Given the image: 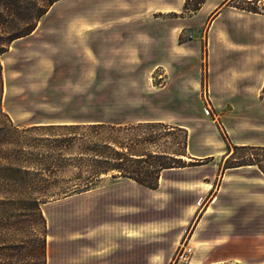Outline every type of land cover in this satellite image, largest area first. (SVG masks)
<instances>
[{"label":"rangeland","instance_id":"374dc122","mask_svg":"<svg viewBox=\"0 0 264 264\" xmlns=\"http://www.w3.org/2000/svg\"><path fill=\"white\" fill-rule=\"evenodd\" d=\"M186 1L60 0L32 35L16 40L1 57L0 156L16 157L6 162L0 158V201L9 200L10 214L27 215L31 224L40 223L39 202L48 234L45 264L196 263L194 251L180 261L196 225V218L182 214L180 208L185 203L204 206L207 198L196 202L192 193L183 195L178 189L193 188L212 174L211 167L169 173L154 193L132 180L113 179L112 172L96 181L92 190L83 191L78 187L89 176L87 168L79 179L77 168L60 172L46 163L55 147L52 139L70 131L45 127L137 125L143 123L137 119L161 117L172 123L134 130L131 137L156 141L139 151L186 154L176 158L187 164L193 162L183 146L185 134L168 129L180 128L178 124L191 128L198 143L195 152L224 142L264 146V96L259 98L257 59L240 69L245 77L239 84L228 81L229 88L238 87L245 99H213L209 72V65L218 71L219 52L233 44L225 20L214 26L225 3L226 14L236 10L242 21L235 29L239 31L232 32L243 38L240 43L248 55L251 51V56H259L256 51L264 47V32L255 24L264 22V0H188L189 10L209 1L196 13L184 11ZM206 91L211 116L204 112ZM120 136L123 140L124 134ZM251 153L240 150L235 157L244 162ZM36 160L47 164L43 172L31 165ZM20 166L29 174L14 171ZM257 168L241 174L246 185L226 192L221 201L237 221L216 230L217 236L222 233L235 242L228 258L204 260L203 253L199 264H264V181ZM220 174L204 181L211 182L214 192L224 173ZM127 227L134 229L128 257L126 247L120 248ZM36 228L25 231L28 239L11 229L10 242L0 255L14 256L16 264H38ZM177 243L179 248L170 255ZM20 258L26 261L18 262Z\"/></svg>","mask_w":264,"mask_h":264},{"label":"trees","instance_id":"16d2710c","mask_svg":"<svg viewBox=\"0 0 264 264\" xmlns=\"http://www.w3.org/2000/svg\"><path fill=\"white\" fill-rule=\"evenodd\" d=\"M58 1L60 0H0V110L3 97L1 57L8 52L9 47L16 40L32 35L50 8ZM201 7L202 3L198 7L189 10L187 0L184 11L196 13ZM166 126L162 123H140L137 125H105L98 123L45 127V129L43 128L44 130L60 129L70 131L63 138L52 139L55 147L46 163L50 164L49 167L52 166L56 171L60 172L66 167L77 168L79 170V179L84 168H87L86 173L89 176L84 181V184L78 187L83 191L92 190L96 181H100L102 176H108L112 172L116 173L112 175L113 179H129L145 188L157 190L161 174L164 170L199 165L187 164L186 162H182L181 159L176 158L177 156H186V154L149 152L145 148L139 151L144 145L156 144V141H152V138H133L131 136L134 130ZM171 128L185 134L183 146L186 149L188 146L187 131L176 127L168 129ZM102 133L105 136L104 140L99 137L103 135ZM121 134H124L123 140L120 136ZM240 150L252 151L253 153L246 156L248 160L241 162V158L235 157ZM75 154L77 156H74ZM14 157L16 156H0L5 162ZM164 160L170 162H163ZM31 165H35L37 171L43 172V166L47 164L36 160ZM246 166H256L264 175V147L233 146L231 148L229 146L228 158L223 168H221V174L227 169ZM14 171L20 175L29 174L25 166H20L16 170L14 169ZM8 206L9 200L0 201V246H2L0 250L4 249L5 243L10 242L12 234L9 233H11V229H16V235L19 234L23 236V239H28L25 231L29 228L37 227L39 235L37 234L36 236V241L38 240L36 254L40 256L38 264H45L44 261L47 257L46 238L48 234L46 220L40 210L39 202H36V209L38 211L36 218L40 220L38 224L33 219L34 222L32 223L34 224H31L27 215L19 214L12 216ZM15 218L17 221L11 223L12 219ZM14 223L15 227H13ZM22 242L26 244V240H22ZM13 259L14 256H9L4 252L0 255V264H16ZM23 261H26L25 258L18 260L21 263Z\"/></svg>","mask_w":264,"mask_h":264},{"label":"crops","instance_id":"0c3cea01","mask_svg":"<svg viewBox=\"0 0 264 264\" xmlns=\"http://www.w3.org/2000/svg\"><path fill=\"white\" fill-rule=\"evenodd\" d=\"M229 1L230 0H227L226 2ZM208 3L209 1H207L205 6L201 8V11H203L204 8L207 7ZM227 4L228 3H225V5L222 7L221 12L218 14L215 20L214 26L216 25V22L222 19L225 20V22L231 27V33H232L231 42H233V44L230 43L226 49H223L219 52L220 54H218V56H219L220 65L218 66V71H216L217 70L216 68L214 71V68H212V66L209 65L211 85L214 90L213 99H221V100L245 99V96H243V93L240 92V89H238V87L229 88L228 81L229 79L231 80L233 79V82L235 84L236 83L239 84L240 80L245 77V74H242L240 69L244 68L247 65V63H251V65L252 63L254 64L253 59H257L255 62V67L257 68L258 73L255 75H257L260 80L259 98H261L262 96H264V93L261 92L262 90H264V47L260 46L259 49L256 51V53H258L259 56H255V55L251 56L250 55L251 51L249 52L248 55L247 51L245 50L246 48L241 46L242 44L240 43L244 41L243 38L238 34L237 35L234 34L236 32L235 29H239L238 27L241 25L242 22L240 18V13L234 10L231 12H227L228 14H226V11L228 9ZM255 28L261 30V32H264V22H262L261 20H256ZM232 31L235 32L233 33ZM238 31L239 30H237V32ZM160 66L161 65H158V67ZM184 67L186 68V66ZM235 69L238 71H235ZM182 73H184V71H182ZM209 93L212 94L211 89ZM137 122L172 123L171 121L165 120L164 118L161 117L137 119ZM177 126L189 130L190 136L187 146V152H188L187 158H189V160L192 161L193 164H199V165L166 169L161 174V178L159 181V188L157 190H151V189L148 190L154 193L159 192L162 187V180L164 176L168 175L169 173H186L184 171H188V169H193V168L201 169V168L211 167L212 174L210 176L204 177V179L202 180L203 183L199 182L196 185H194L193 188L192 187L187 188V186L183 188V186H181V188L178 189V192L183 195L192 193L194 195L193 197L197 198L196 202L204 201L207 198V203L204 206H202V204L200 203H196V204L185 203L181 205L180 212L182 214H186V213L190 214L191 217L196 218V223H195L196 225L194 232L191 235V237L188 239V246L191 247L194 251V257L192 260L196 262V263L192 262V264H199L198 260H201L200 255L203 253H205L206 255V258L204 260L209 259L218 262L223 261L225 260V258L226 259L228 258L226 256L229 255V247L233 245L235 242L225 239L222 233L219 234V236H217L216 230L228 229L231 223L235 224L237 221L232 220L231 219L232 217L229 216V208L221 204L222 198L225 197L226 192L236 190L242 185H246L244 184L246 182H242L241 180L240 177L241 174L249 172L250 170L248 169H253V167L256 166H246V167L225 170L223 177L220 181L219 188L218 190H216L217 192H214L213 190L214 186H212L210 181L216 179V177L218 176V172H220L221 168H223V165L226 159L228 158L229 146L231 148L233 146H245L246 143L240 144L238 142H234L232 144L229 142L228 143L224 142L223 145L219 144L218 147L210 146L211 148L208 149L207 152L199 153V152H195V146L198 145V143L195 142V136L191 135L192 133L191 128L185 124H178ZM204 142L205 145H210V142L208 140ZM205 148L207 149V147ZM257 171L260 180L264 181L263 173L258 168ZM205 180H210V181L204 182ZM244 203L248 204L246 203V201ZM242 222L244 223V221ZM133 234H134L133 227L130 228L127 227L125 231V239H123L120 244V248L124 246L126 247L125 249L126 257H128L130 253L132 255V252L128 250V246L130 247L132 245L130 241L132 240ZM178 248H179V243L173 246L170 255H173ZM122 249L120 250L121 252ZM126 259L128 260V258Z\"/></svg>","mask_w":264,"mask_h":264},{"label":"built area","instance_id":"2783aa9c","mask_svg":"<svg viewBox=\"0 0 264 264\" xmlns=\"http://www.w3.org/2000/svg\"><path fill=\"white\" fill-rule=\"evenodd\" d=\"M205 101L207 103V105H205L204 107V112L207 116H211V114H213V110H212V107L208 101V97H207V91L205 92ZM183 249L181 248V251ZM193 252V249L191 247H189L188 245L184 248L182 254H181V257H180V261H186L190 258V255L192 254Z\"/></svg>","mask_w":264,"mask_h":264}]
</instances>
